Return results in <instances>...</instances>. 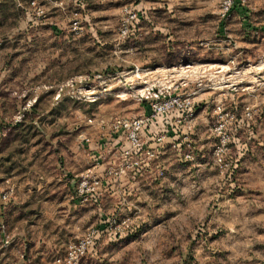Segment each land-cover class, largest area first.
<instances>
[{
  "label": "rangeland",
  "instance_id": "obj_1",
  "mask_svg": "<svg viewBox=\"0 0 264 264\" xmlns=\"http://www.w3.org/2000/svg\"><path fill=\"white\" fill-rule=\"evenodd\" d=\"M225 7L0 0V264H61L88 228L77 264H264V0Z\"/></svg>",
  "mask_w": 264,
  "mask_h": 264
},
{
  "label": "built area",
  "instance_id": "obj_2",
  "mask_svg": "<svg viewBox=\"0 0 264 264\" xmlns=\"http://www.w3.org/2000/svg\"><path fill=\"white\" fill-rule=\"evenodd\" d=\"M183 105L182 101L179 97H174L172 100L168 102H163L160 104L154 105V111L158 114H167L170 108L174 106ZM147 117H133L130 119H124L117 122L116 126L121 127L122 129L127 131V138L130 140L132 147L135 152H140L142 149V143L139 140V133L143 130L144 125H146ZM162 136H158L156 138L157 141L162 140ZM145 155L147 158H150L154 155V152L150 149L145 150ZM132 165L137 164V162H132ZM82 183H86L85 179L82 180ZM97 232L95 228H88L85 234L77 239L76 241L70 242L66 248L65 254L62 259H57L61 264H77L79 257H81L85 251L91 248L95 244V239L97 237H91V233ZM91 237L92 243L88 244V240ZM81 245H85L83 251H79Z\"/></svg>",
  "mask_w": 264,
  "mask_h": 264
},
{
  "label": "clouds",
  "instance_id": "obj_3",
  "mask_svg": "<svg viewBox=\"0 0 264 264\" xmlns=\"http://www.w3.org/2000/svg\"><path fill=\"white\" fill-rule=\"evenodd\" d=\"M17 2H19V0H17ZM98 2L106 3L107 0H98ZM224 3L226 5L224 11H227V6L231 5V0H224ZM124 11H127V9H125ZM11 31L14 33L16 31V29L13 28ZM73 75H75V74L73 73ZM2 76H3V74H0V79H2ZM89 78H90L89 76L81 75L78 77V80L84 81V80H87ZM69 82L71 83L72 81H69ZM96 83L98 84V83H100V81H96ZM105 83H107V82H105ZM73 97L75 100H79L81 102L80 109L74 110V109H72L71 104H70L68 110L65 113L64 120L60 121L59 124H63V123L67 122L69 124V127L73 126L75 123L78 122V118L80 117L81 113L88 108V104L86 102L89 100L95 99V97H93L89 91L80 90V89H77L75 92H73ZM58 99H59V97H57L56 99L51 101V103L55 104L56 100H58ZM34 102H35V99H33L32 101H29V104L34 103ZM181 107L183 108V105H181ZM43 111L44 110L42 109L41 114H43ZM20 119H21V115L16 114L15 120H20ZM59 124H58V126H59ZM241 147H243V145H241ZM217 163H219V160H217ZM85 175H88V173H85ZM180 193H181V190L177 189V196L178 197H179ZM7 198L8 197H5V199H7ZM100 235L101 234L99 232L91 233V237H99ZM91 237L88 240V244L92 243ZM8 239H11V237L9 236ZM41 239H43V237H41ZM4 243H7V241H4ZM0 247H3V244H0ZM84 248H85V245H81V248L79 249V251H83Z\"/></svg>",
  "mask_w": 264,
  "mask_h": 264
},
{
  "label": "crops",
  "instance_id": "obj_4",
  "mask_svg": "<svg viewBox=\"0 0 264 264\" xmlns=\"http://www.w3.org/2000/svg\"><path fill=\"white\" fill-rule=\"evenodd\" d=\"M71 207V205H69Z\"/></svg>",
  "mask_w": 264,
  "mask_h": 264
}]
</instances>
